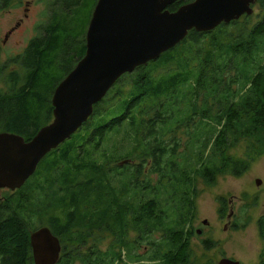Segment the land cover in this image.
<instances>
[{
    "label": "trees",
    "instance_id": "1",
    "mask_svg": "<svg viewBox=\"0 0 264 264\" xmlns=\"http://www.w3.org/2000/svg\"><path fill=\"white\" fill-rule=\"evenodd\" d=\"M95 3L51 0L36 36L0 65V133L28 141L51 122L53 91L84 56ZM259 6L264 13V0ZM249 21L218 34L191 31L120 77L82 127L20 189L0 197V264H32L29 235L40 226L60 242L57 264H120L132 260L139 240L150 242L135 264H189L183 236L197 178L212 186L218 176L240 177L264 154V16ZM8 63L20 71L4 75ZM240 141L248 144L246 160L228 154ZM120 161L127 163L120 168ZM102 235L112 238L105 249L95 243Z\"/></svg>",
    "mask_w": 264,
    "mask_h": 264
},
{
    "label": "water",
    "instance_id": "2",
    "mask_svg": "<svg viewBox=\"0 0 264 264\" xmlns=\"http://www.w3.org/2000/svg\"><path fill=\"white\" fill-rule=\"evenodd\" d=\"M178 0H96L85 31V53L56 86L52 120L28 141L0 133V190L14 192L39 162L70 139L91 117L120 77L156 61L190 31L208 33L252 13L254 0H192L169 12ZM127 161L119 163V166ZM260 180L255 181L258 186ZM229 218V217H228ZM33 264H57L61 247L47 227L29 235ZM218 264H238L222 259Z\"/></svg>",
    "mask_w": 264,
    "mask_h": 264
},
{
    "label": "rangeland",
    "instance_id": "3",
    "mask_svg": "<svg viewBox=\"0 0 264 264\" xmlns=\"http://www.w3.org/2000/svg\"><path fill=\"white\" fill-rule=\"evenodd\" d=\"M49 1L51 2V0H16L14 1L16 3L12 4L14 8L10 9L11 5L0 8V65H5L8 60L20 54L28 41L36 36L37 27L48 19ZM262 16L264 13L259 6H254L249 19L250 25L256 23ZM17 22L20 25L13 34L9 35L8 29ZM212 33L218 34L216 30ZM5 35L7 40L2 44ZM13 70L20 71V68L8 63L4 75ZM2 79H0V89L5 92L6 85L3 84ZM178 137L182 143L186 141L183 130L179 131ZM247 146V141H240L228 150V154L234 159L246 160ZM156 177L151 175L153 181ZM255 180H260V185L256 186ZM2 194L4 191H0V197ZM219 200L223 201L224 207V213L221 215L218 213L222 207ZM193 206L191 221L193 229L204 228L201 221H206L208 228L201 236H193L190 239L186 252L189 253L188 257L191 258L192 264H218L222 259H230L238 264H258L259 254L264 250V241L259 237L257 230L258 220L264 217V154L252 161L248 170L240 177L218 176L212 186H206L197 178ZM50 215L51 212L42 214L43 223H46ZM158 237L159 234H156L153 239ZM111 239L109 235H102L95 242L96 246L105 249ZM206 239L210 241V251L205 250L202 245V240ZM135 240L136 235L130 232L129 241L132 243ZM138 242L140 245L138 244L129 255L132 260L126 255L122 257L123 262L120 264H135L133 258L136 255L148 253L147 242L150 240Z\"/></svg>",
    "mask_w": 264,
    "mask_h": 264
},
{
    "label": "flooded vegetation",
    "instance_id": "4",
    "mask_svg": "<svg viewBox=\"0 0 264 264\" xmlns=\"http://www.w3.org/2000/svg\"><path fill=\"white\" fill-rule=\"evenodd\" d=\"M16 0H0V8H5V7H9L10 5L12 6L13 3H16L14 2ZM259 1L260 0H254V3L250 6L251 9H252V12H253V8L254 6L258 5L259 6ZM178 2V1H177ZM19 4H21V2H19ZM14 8V6H12L10 9ZM260 8V6H259ZM252 14V13H251ZM250 15H243L242 17L239 18V20L237 21H232L230 22L229 24H221L219 25L217 28H215L214 30H217L218 28L222 27V28H229L232 27L234 25V23H241L243 21H245L247 18L250 19ZM20 25L19 22L15 23L12 27H10L7 31V33L10 35V34H13L16 30V28H18V26ZM213 30V31H214ZM211 31V32H213ZM210 32V33H211ZM7 40V35L4 36L3 40H2V44H5ZM130 164H133L130 163ZM256 181V180H255ZM260 185V184H259ZM0 191H7V190H0ZM264 221V217L260 218L258 220V225H257V230H258V234H259V237H260V233H261V230L264 228V227H261L260 225V221ZM201 225L204 227V228H194L191 226V222L189 225H187V228L185 229V233H184V236H183V239L185 240V244L187 245V248L190 244V239L193 237V236H201L203 233H204V230L208 228V224L206 223V221H201ZM261 238V237H260ZM264 244V243H263ZM202 245L204 246L205 250H209L210 251V241L209 240H202ZM264 246V245H263ZM186 248V249H187ZM264 249V248H263ZM186 255L189 256V253L186 252ZM60 256V254H59ZM31 260H32V264H33V259H32V256H31ZM230 260V259H228ZM233 261V260H232ZM188 262L189 264H192V261H191V258L188 257ZM258 264H264V250H262V252L259 254V257H258Z\"/></svg>",
    "mask_w": 264,
    "mask_h": 264
},
{
    "label": "bare ground",
    "instance_id": "5",
    "mask_svg": "<svg viewBox=\"0 0 264 264\" xmlns=\"http://www.w3.org/2000/svg\"><path fill=\"white\" fill-rule=\"evenodd\" d=\"M52 113V112H51ZM3 190H5V189H3ZM7 191H9V190H7Z\"/></svg>",
    "mask_w": 264,
    "mask_h": 264
}]
</instances>
